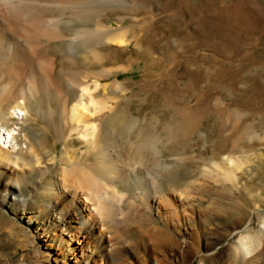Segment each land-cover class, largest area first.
I'll return each instance as SVG.
<instances>
[{"label":"rangeland","instance_id":"374dc122","mask_svg":"<svg viewBox=\"0 0 264 264\" xmlns=\"http://www.w3.org/2000/svg\"><path fill=\"white\" fill-rule=\"evenodd\" d=\"M104 3L90 10L92 21L80 24L67 19L65 40H43L38 46L48 55L41 61L54 62L50 63L49 79L53 84L38 66L40 55L44 56L38 51L35 70L42 96L26 106L30 112L18 110L21 115L15 118L20 123L15 120L12 125L10 121V127L24 128L16 139L22 146L29 144L24 138L27 133L39 149L53 152L35 168L10 163L23 168L24 179L15 184L25 201L24 206L0 204V264H94L91 256L97 248L82 250L77 236L60 231L38 204L49 201L52 206L66 195L85 202L81 190L73 194L64 186L61 169L73 164L61 158L70 144L80 149L79 154L91 165V147L78 139L79 135L69 140L73 122L71 114L62 110L75 102L85 82L94 89L96 79L101 82L97 100L106 113L96 115L98 124L104 127L107 114L117 111L113 137L119 138L117 144L128 140L131 146L125 152L116 145V157L136 162L144 156L138 150L144 143L138 137L139 127L148 129L147 141H151L150 156L129 168L117 185L120 194L110 198L120 206L114 218L107 219L87 203L91 209L88 219L106 248L142 241L151 244L156 231L185 242L182 221L191 217L200 223L206 215H219L227 225L240 223V231L225 233L226 241L210 251L207 243L214 241L217 233L202 234L198 228L199 244L191 264H264V0ZM110 24L114 31L137 35L139 42L131 37L126 46L113 45L98 35L92 52L69 39L79 29L93 33L95 27ZM115 82L122 84L121 89H113ZM165 91L186 112L199 109L206 98L211 113L209 120L200 122L198 133L178 136L182 128L164 106ZM49 105L57 112L53 118L46 115ZM125 126L133 128L129 135L123 134ZM3 132L0 127V134ZM102 157L97 168L101 171L103 165L102 172H107L112 163ZM5 164L1 162L0 171L5 170ZM209 229L214 230L213 226ZM156 257L150 250L141 258L128 253L120 264H171ZM97 264L114 263L100 258Z\"/></svg>","mask_w":264,"mask_h":264},{"label":"bare ground","instance_id":"6f19581e","mask_svg":"<svg viewBox=\"0 0 264 264\" xmlns=\"http://www.w3.org/2000/svg\"><path fill=\"white\" fill-rule=\"evenodd\" d=\"M103 2L107 4L117 2V0H0V122L2 124L0 127L4 129V132L0 134V167L1 162H6L3 166L5 170L0 171V204L10 207L24 206L25 199H23L21 189L15 184V182L23 181L24 175L21 171L23 168L19 170L11 166L10 163L12 161L20 166L23 163L24 166L35 168L45 162L47 154H52L53 152L48 149V151H45V148L39 149L34 142H31L32 139H30L27 133L24 134V138L25 140H29V144L25 142L28 144L26 145L27 147L22 146L16 139L19 138L18 134L21 131L23 132L24 128L15 129L10 127V121L13 122L12 125L16 124L15 117L21 115V111L18 110L22 109L30 112V108L26 106L38 99L37 97L42 96L40 95L39 78L35 70L36 58L39 57L40 52L43 54L42 50H38V46L39 48L42 46L43 40L50 42L61 39L60 41H62V39L66 38L63 32L67 19H70L68 20L70 23L74 21L75 23L76 21L79 23H86V20L92 21L90 10L92 11L93 7H97ZM123 22L124 20H121L120 25ZM99 26L95 27L93 33L88 28L79 29L75 33L74 38L70 37L69 39L72 38L74 41L72 43L75 46H82L91 51L95 47V37L98 35L102 36L104 38L102 40H105V42L119 46L128 45L132 41L131 37L138 42L140 40L135 34L131 33L130 36L127 30L125 32L124 30L114 31V25L112 24ZM46 50L47 48H45ZM38 51H40L39 54ZM45 53L48 58L47 52ZM44 57L45 55L43 57L40 55V60H38L41 61ZM39 61L37 62L39 65H37L44 71L48 79L45 80L49 82V79L52 78L51 68L53 67V65L52 67L50 65L54 62L52 63L50 61V64L47 61H41V64ZM222 80H219L220 83L223 82ZM85 83V86L81 87V93L80 95L78 94L79 97L70 106L67 103V106L63 107L62 113L71 114L73 123L71 124V138L69 137V140L73 141L75 139L73 136L79 135L80 137L78 139L87 145L88 148L91 147L88 152L91 154V161L93 163L91 165L88 163V165V158H83L82 154H79L80 149L70 144L66 145L61 159L62 161L73 164V167H62L61 175L64 186L72 190L73 194H76L77 190H81L86 203H78L77 200L66 195L61 201L59 200L60 202L55 201L52 206L48 203L49 201H44L43 203L38 202V208L45 213L46 218L56 225L60 231H69L72 233V236L75 234L78 242L82 246V250H85V247L89 249L91 246L97 248L98 252L91 256L94 264H97L100 258L107 259L114 264H120L124 257L126 258V254L130 253L135 258H141L143 252L146 250L154 252L157 256L156 258L160 261L165 260L171 264H191L196 255V246L199 244L197 243V239L199 238L198 228L202 234L217 233V238L207 243V248L210 251L226 241L227 237H225V233L231 234L232 232L237 233L240 231V223L227 225L224 218L219 215H206L200 223L189 217L187 221H182L184 228L183 234L186 237L185 242L176 240L167 233L156 231L151 238V244L145 241L140 243L131 242L128 246L115 247L108 250L103 242L102 236H98L97 232L93 230L92 224L88 219V216L91 214H87V211H91V209L87 203H91L94 209L101 211L102 215L107 217V219L114 218L118 214L117 209L120 206L117 207V204L111 201L110 198H115L120 194V189L117 185L122 182L120 180L127 174L129 168L136 164H143L150 156L151 141H147L148 129L146 127H139L138 137L142 141L144 140V143L141 145L142 148L138 150L144 156L136 162L130 159L125 161L121 157L117 158L115 153L118 151V148L116 145L119 148L121 147L120 149H123L125 152L131 149L128 140H125L122 145H119L116 143L119 138L117 139V136L113 137L115 134L113 125L117 121V111L115 113L111 111L112 114H107L108 117H106L104 127L98 124L96 115L99 112L101 114L97 115V117H102L106 114L103 113L105 107L100 105V100H97L96 94L101 82L99 79H96L94 89L90 84L87 85V82ZM210 83L208 87H210ZM49 84L52 85L53 83L49 82ZM112 86L113 89H121L122 84L115 82ZM48 88L47 90H49ZM230 88L232 89L234 87ZM205 100L201 102L202 105H200L201 107L199 109L195 108L186 112L171 93L165 91L164 106L169 112L171 111L172 115L169 114V116L171 115L172 119L179 121V129L182 128V131L178 133L179 137L184 136V132H188L189 134L198 133L202 125L200 122L205 119L209 120L208 117L210 116L211 110L207 106L209 102ZM54 112L49 105L46 115L53 118V115L57 113ZM19 119L27 121L29 118L20 117ZM123 129V134L126 133L129 135L133 128L131 129L130 126H125ZM18 131L19 133L17 134ZM108 139L112 140L107 141ZM223 149L225 148H219V150ZM157 153H160V149ZM102 156H105L112 163V167L107 172H102L103 165L101 171L97 168L98 165L102 164ZM54 158L53 156L51 159ZM108 166L106 165L107 168ZM123 183L126 184L125 182ZM152 184L156 190L158 186L155 179H152ZM146 191L147 195L151 194V189ZM193 213L194 210L191 211V215ZM75 223H78V225H74ZM178 224H181V222H178ZM209 226H213L214 230L209 229Z\"/></svg>","mask_w":264,"mask_h":264}]
</instances>
